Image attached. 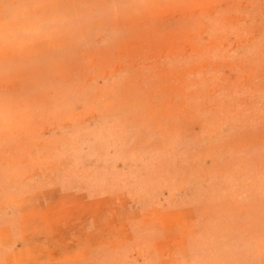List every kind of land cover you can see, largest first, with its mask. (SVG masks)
<instances>
[{
	"label": "rangeland",
	"instance_id": "rangeland-1",
	"mask_svg": "<svg viewBox=\"0 0 264 264\" xmlns=\"http://www.w3.org/2000/svg\"><path fill=\"white\" fill-rule=\"evenodd\" d=\"M139 139L175 188H264V0H0V264H264L165 197L107 203Z\"/></svg>",
	"mask_w": 264,
	"mask_h": 264
},
{
	"label": "crops",
	"instance_id": "crops-1",
	"mask_svg": "<svg viewBox=\"0 0 264 264\" xmlns=\"http://www.w3.org/2000/svg\"><path fill=\"white\" fill-rule=\"evenodd\" d=\"M118 152L121 163L115 165L114 177L107 181V188H102L107 193V203L123 210L130 208L138 210L142 208L141 199L165 197L170 210L187 209L199 219V223L203 226V235L206 236V248L211 255L214 254L213 251L241 250L246 255L248 253L251 260L254 254L257 256L259 255L257 252L262 251L264 248V188H243L234 192L233 195H229L228 188H175L171 181L168 183L160 181L156 174L150 173L148 168L152 169L153 166L151 161L147 164L144 162L148 155H141V139L120 147ZM159 185L164 186L162 188ZM127 194L133 200H116L119 196L125 198ZM226 194L227 200H217V197ZM220 210L223 211L221 214ZM113 218L112 221L107 220L105 224L103 233L106 236H113L115 230L119 234L127 230H132V233L137 235L141 233L136 227L141 226V221L133 222L134 226L128 229L130 223H122L124 219L122 216V220L119 216ZM89 219L91 226L89 235L96 236L100 223L98 219L91 216ZM82 220L84 221V218ZM118 221L121 225L127 226V230L118 227ZM223 222L231 224L229 228L231 226L234 228L232 245L230 241L223 242L225 236L229 235V232L225 231L226 227L221 226ZM115 225L117 229H114Z\"/></svg>",
	"mask_w": 264,
	"mask_h": 264
}]
</instances>
